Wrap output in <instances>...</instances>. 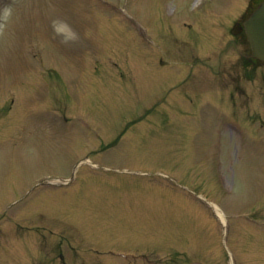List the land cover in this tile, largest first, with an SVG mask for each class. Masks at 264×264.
Listing matches in <instances>:
<instances>
[{
  "label": "rangeland",
  "instance_id": "374dc122",
  "mask_svg": "<svg viewBox=\"0 0 264 264\" xmlns=\"http://www.w3.org/2000/svg\"><path fill=\"white\" fill-rule=\"evenodd\" d=\"M96 1L58 0L57 5L56 0H12L13 5H7V17L0 23V121L14 113L11 107L17 101L11 92L18 87L23 88L24 119L15 113L9 126L0 127V201L20 200L15 196L22 184L27 195L40 182L70 181L68 186L40 185L13 207L8 216L17 213L26 221L18 230L38 231L33 221L38 211L32 209L38 201L46 207L45 222L55 228L81 233L83 225L87 239L72 242L73 259L205 264L211 253L203 244H212L205 219L211 216L185 194L195 200L202 195L222 206L217 191L224 177L232 181L234 213L247 212L245 204L258 198L261 203H254L264 218L263 111L244 110L239 98L231 99L227 111L211 106L190 117L160 105L142 107L137 99L143 89L140 77L162 72L157 63L166 53L155 33L171 32L199 3L122 0L100 12ZM56 21L71 24L82 38L73 42L55 35ZM102 27L112 39L110 49L105 48ZM71 47L74 50H67ZM55 69L66 72L77 96L96 84L112 94L97 99L98 114L59 124L57 112L40 107L50 99L52 87H64L50 73ZM164 113L167 116L161 117ZM53 212L71 219L53 214L54 219L49 215ZM242 219L235 222L229 243L242 264H264V230ZM214 244L217 248L215 236ZM26 245L13 244L16 249Z\"/></svg>",
  "mask_w": 264,
  "mask_h": 264
},
{
  "label": "water",
  "instance_id": "95a60500",
  "mask_svg": "<svg viewBox=\"0 0 264 264\" xmlns=\"http://www.w3.org/2000/svg\"><path fill=\"white\" fill-rule=\"evenodd\" d=\"M257 17L262 20V25L260 22L255 21L256 26L259 27L255 28L256 33H258V36L262 38V41H264V9L258 12Z\"/></svg>",
  "mask_w": 264,
  "mask_h": 264
}]
</instances>
